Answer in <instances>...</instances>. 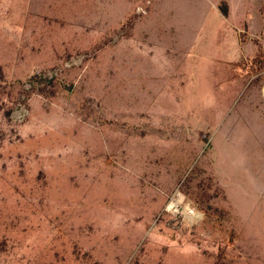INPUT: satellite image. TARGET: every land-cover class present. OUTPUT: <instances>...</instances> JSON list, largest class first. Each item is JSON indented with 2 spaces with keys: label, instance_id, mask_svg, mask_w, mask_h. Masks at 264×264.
I'll use <instances>...</instances> for the list:
<instances>
[{
  "label": "rangeland",
  "instance_id": "374dc122",
  "mask_svg": "<svg viewBox=\"0 0 264 264\" xmlns=\"http://www.w3.org/2000/svg\"><path fill=\"white\" fill-rule=\"evenodd\" d=\"M0 264H264V0H0Z\"/></svg>",
  "mask_w": 264,
  "mask_h": 264
}]
</instances>
